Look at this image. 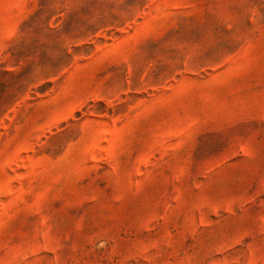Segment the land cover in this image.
<instances>
[{"label": "rangeland", "instance_id": "obj_1", "mask_svg": "<svg viewBox=\"0 0 264 264\" xmlns=\"http://www.w3.org/2000/svg\"><path fill=\"white\" fill-rule=\"evenodd\" d=\"M0 264H264V0H0Z\"/></svg>", "mask_w": 264, "mask_h": 264}]
</instances>
